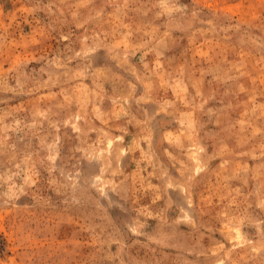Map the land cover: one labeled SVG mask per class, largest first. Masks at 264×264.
Segmentation results:
<instances>
[{"label": "rangeland", "instance_id": "obj_1", "mask_svg": "<svg viewBox=\"0 0 264 264\" xmlns=\"http://www.w3.org/2000/svg\"><path fill=\"white\" fill-rule=\"evenodd\" d=\"M0 264H264V0H0Z\"/></svg>", "mask_w": 264, "mask_h": 264}]
</instances>
